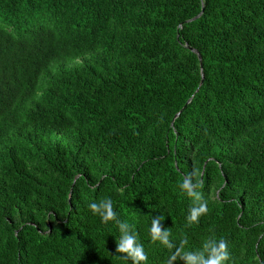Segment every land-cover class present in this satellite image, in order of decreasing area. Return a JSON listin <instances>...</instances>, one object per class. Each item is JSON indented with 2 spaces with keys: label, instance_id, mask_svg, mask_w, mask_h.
I'll return each instance as SVG.
<instances>
[{
  "label": "trees",
  "instance_id": "16d2710c",
  "mask_svg": "<svg viewBox=\"0 0 264 264\" xmlns=\"http://www.w3.org/2000/svg\"><path fill=\"white\" fill-rule=\"evenodd\" d=\"M108 198L141 264H264V0H0V264H132Z\"/></svg>",
  "mask_w": 264,
  "mask_h": 264
},
{
  "label": "clouds",
  "instance_id": "9594fccd",
  "mask_svg": "<svg viewBox=\"0 0 264 264\" xmlns=\"http://www.w3.org/2000/svg\"><path fill=\"white\" fill-rule=\"evenodd\" d=\"M182 189L187 192L188 196L194 199H199V193L194 189L198 185H194L190 178L185 180L180 185ZM92 215L98 216L103 223L115 222L118 226L120 236L116 240V253L125 254V259H130L132 264H141L146 261L147 256L144 252L143 246L138 242L137 236L131 231L130 225L126 222L117 219V213L113 207V201L108 199H100L88 204ZM206 211V206L200 204L199 207H194L191 211L190 219L196 220L198 215ZM157 220L152 221L150 229L153 240H159L162 244L171 247L168 239V232H160L157 227ZM227 242L224 239L212 240L204 245V249L201 252H185L183 259L186 264H222L227 259ZM207 253V255H205ZM175 259V256L172 257Z\"/></svg>",
  "mask_w": 264,
  "mask_h": 264
},
{
  "label": "water",
  "instance_id": "95a60500",
  "mask_svg": "<svg viewBox=\"0 0 264 264\" xmlns=\"http://www.w3.org/2000/svg\"><path fill=\"white\" fill-rule=\"evenodd\" d=\"M202 10H203V8H202ZM201 13H202V11H201V12H200L195 18H197L198 16H200ZM195 18H194V19H195ZM178 114H179V113H177L176 116H177Z\"/></svg>",
  "mask_w": 264,
  "mask_h": 264
}]
</instances>
